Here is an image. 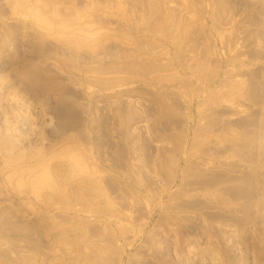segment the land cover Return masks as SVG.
I'll use <instances>...</instances> for the list:
<instances>
[{"label": "rangeland", "instance_id": "rangeland-1", "mask_svg": "<svg viewBox=\"0 0 264 264\" xmlns=\"http://www.w3.org/2000/svg\"><path fill=\"white\" fill-rule=\"evenodd\" d=\"M0 264H264V0H0Z\"/></svg>", "mask_w": 264, "mask_h": 264}]
</instances>
